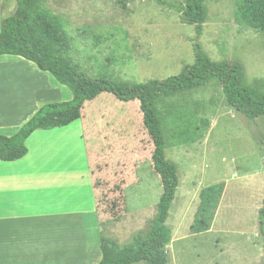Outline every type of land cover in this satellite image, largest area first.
Listing matches in <instances>:
<instances>
[{
	"label": "rangeland",
	"instance_id": "rangeland-1",
	"mask_svg": "<svg viewBox=\"0 0 264 264\" xmlns=\"http://www.w3.org/2000/svg\"><path fill=\"white\" fill-rule=\"evenodd\" d=\"M236 2L205 0L206 20L198 41L212 61L238 66L243 84L264 91V31L235 18ZM39 6L58 16L70 38L65 56L90 76L142 84L178 75L194 62V29L177 11L184 0H40ZM15 10V0H3L0 27ZM31 83L45 91L35 93L39 106L72 98L71 90L50 74L23 60L2 57L0 129L6 123L3 102L14 96L10 90L29 89ZM155 107L165 157L175 164L179 179L166 222L171 230L167 264H264V254L252 258L264 243L258 225L264 202V117L248 121L236 113L216 80L161 98ZM26 115L16 114L17 122ZM73 124L67 136L76 140L81 134L85 149L73 152L70 161L84 162L88 173L82 175L93 178L97 187L102 242L130 244L150 226L161 194L160 179L152 169L153 146L137 104L101 94L84 106ZM220 184L222 193L227 186L229 191L220 199L213 232L191 234L200 191ZM225 199L233 204L225 206ZM252 241L259 245L256 250ZM224 243L228 252L221 251Z\"/></svg>",
	"mask_w": 264,
	"mask_h": 264
},
{
	"label": "trees",
	"instance_id": "trees-1",
	"mask_svg": "<svg viewBox=\"0 0 264 264\" xmlns=\"http://www.w3.org/2000/svg\"><path fill=\"white\" fill-rule=\"evenodd\" d=\"M15 2V13L4 18L1 23L0 56L19 57L39 71L49 73L71 90L72 98L41 106L14 136L0 135V161L14 162L23 158L27 154L25 141L34 131L69 126L81 118L84 106L101 94H111L122 103L136 102L142 128L153 146L151 163L160 179L161 194L155 217L148 229L123 247L103 241L98 264H167L166 246L171 240V230L166 222L179 179L175 164L165 157V140L156 102L216 80L226 104L248 121H254L264 117V91H256L243 84L238 66H230L225 60L214 62L203 52L198 40L206 20L205 0H184V7L177 10L183 21L194 29L193 64L178 75L142 84L111 82L81 71L78 65L65 56L70 38L58 16L41 9L40 0ZM235 18L264 31V0H237ZM222 190L223 185L220 184L200 191L199 205L190 226L191 234L210 230ZM258 220L260 234L264 237V202Z\"/></svg>",
	"mask_w": 264,
	"mask_h": 264
},
{
	"label": "crops",
	"instance_id": "crops-1",
	"mask_svg": "<svg viewBox=\"0 0 264 264\" xmlns=\"http://www.w3.org/2000/svg\"><path fill=\"white\" fill-rule=\"evenodd\" d=\"M2 2L0 0V7ZM31 86L29 89L21 86L10 90L9 94L14 96L4 100L6 123L0 129L1 136H14L43 106L37 104L39 94L35 93L45 91L35 89L33 83ZM21 111L27 112L26 119L17 122L15 115ZM73 125L36 130L25 141L27 154L23 158L14 162L0 161V264H98L101 260L100 247L105 239L102 235L104 220L99 214L95 182L93 178H85L87 165L70 161L73 152L85 149L82 148L81 134L77 135L76 140L67 136L69 127ZM61 135L67 139H53V136ZM65 141L68 144H64ZM72 141L76 143L72 145ZM64 159L67 160L63 162ZM228 191L229 186L225 188L223 196ZM224 203L225 206L233 204L230 199H225ZM219 204L214 218L221 212ZM214 218L206 234L213 232ZM108 234L114 237L112 233ZM261 237L264 241V237ZM106 239L112 241L113 238ZM251 244L255 250L259 246L253 241ZM263 244L260 243L259 252L252 257L253 261L263 256ZM222 247V252H228L225 243ZM241 259L252 262V259H246L243 255Z\"/></svg>",
	"mask_w": 264,
	"mask_h": 264
}]
</instances>
